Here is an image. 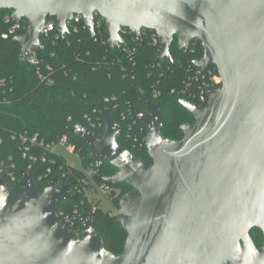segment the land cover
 Listing matches in <instances>:
<instances>
[{"label":"water","instance_id":"obj_1","mask_svg":"<svg viewBox=\"0 0 264 264\" xmlns=\"http://www.w3.org/2000/svg\"><path fill=\"white\" fill-rule=\"evenodd\" d=\"M3 9L28 20L10 41L21 45V62L33 46L44 48L48 17L65 36L66 20L81 14L93 38L97 12L112 47L124 42L122 27L156 31L155 60L174 62L175 38L179 49L200 40L195 64L215 66L222 85L205 84L207 106L180 100L195 118L181 125L180 140L162 134L164 101L137 109L151 165L117 141L121 125L102 103V136L81 123L68 127L91 159L117 168L104 182L134 188L116 214L127 232L121 254L105 247L96 218L81 214V234L59 221L57 203L77 199L69 184L54 176L39 193L22 169L23 184L12 189L0 177V264H264V242L251 236L253 228L264 236V0H0Z\"/></svg>","mask_w":264,"mask_h":264},{"label":"trees","instance_id":"obj_2","mask_svg":"<svg viewBox=\"0 0 264 264\" xmlns=\"http://www.w3.org/2000/svg\"><path fill=\"white\" fill-rule=\"evenodd\" d=\"M11 14L9 9L0 11V176H8L12 189L23 184L20 171L24 169L34 176L39 193L57 176L59 184H69L71 193L77 196L75 200L57 203L59 220L65 222V217H69L74 225L67 223L68 227L81 234V214L96 218L95 228L105 247L121 254L126 230L116 214L104 211L98 201L88 196L90 176L102 184L103 177L116 173L117 168L103 159L94 166L98 159L90 158L89 145L81 136L69 132L68 127L81 123L102 136L104 120L98 111V104L102 103L121 125L117 141L151 165L145 144L146 127L137 120V109L146 111L148 100L164 101L162 134L173 140L183 138L181 125L194 123L195 118L180 100H197L181 94L180 90L185 86L189 70H196L195 60L203 56L202 43L195 40L188 49H179L175 38L171 45L174 62L170 63L167 58L154 59L156 48L146 36L135 40L125 35V44L112 47L105 23L95 28V36L91 38L82 22L78 33L58 36L54 31L51 37L43 38L44 48H36L39 63L32 65L21 62V45L10 42L14 36H4L15 21ZM48 18L56 23L54 17ZM20 20L25 24L19 32L23 34L28 20ZM34 136L37 143L31 141ZM63 137L79 153L82 168L69 165L63 156L47 148ZM9 173H13L14 180ZM111 188L114 189L110 195L118 209L120 199L134 189L129 184L111 185ZM251 236L258 247L263 244L264 236L259 228H253Z\"/></svg>","mask_w":264,"mask_h":264},{"label":"built area","instance_id":"obj_3","mask_svg":"<svg viewBox=\"0 0 264 264\" xmlns=\"http://www.w3.org/2000/svg\"><path fill=\"white\" fill-rule=\"evenodd\" d=\"M93 19H94V23H95V28L96 27L100 28L103 25V23L106 24L105 19L102 16H100L97 12L94 13ZM9 21H10V16H7L6 22H9ZM82 22H84V17L81 14H75L71 19L66 20L67 27L70 30L71 34L78 33L80 31ZM84 27L88 29V27L85 23H84ZM24 28H25V24L20 19H15V21L8 26L7 32L4 34V36L10 37V36L19 35V32L21 30H23ZM56 28H57V23H55L54 21L47 18V23L45 24V26L41 30V39L51 37L52 33L54 31H56ZM144 29H146V28H142L140 31H136L134 29L122 27L120 30V33L123 36L124 42L121 43L119 41H115L114 47H116V46L120 47L121 45L126 43L125 35H127V36L131 35V37L135 40H139L140 38L143 39L144 36H146L147 39L149 40L150 44L152 46H154L157 50L160 47L159 35L157 34L156 31L151 30V29H150L152 31L151 33H146L144 31ZM57 33H58V36H62L59 32H57ZM65 35H67V34H65ZM36 48H37V46H33L30 49V51L27 55V58H26V61H28L32 65H36L39 63V58L37 55ZM188 48H185V49H188ZM194 64H195V62H194ZM195 66H196V70H192V69L189 70V75H188L187 81L185 83V86H183V88L180 90V93L183 95H189L193 99L197 100V102H193V103L207 106V105H209V96H208V92L205 88V84L209 83V84H212V85L220 88L222 85V79H221V76L219 75L216 67L213 68V66H211V67L204 70V69H200L196 64H195ZM194 85H197V88H195ZM183 99H185V98H183ZM185 100H188V99H185ZM188 101L192 102L191 100H188ZM137 120H139L138 117H137ZM146 132H147V130H146ZM129 137L132 138L131 135H129ZM134 138H135L134 140H137V137H134ZM31 141L33 143H37V136H34ZM41 144H43V143H41ZM58 144L66 145L67 147H69V149L71 151H74V146L68 144L67 137L61 138V140L56 144L47 145V148L51 152H56L55 146ZM25 156H26V153H25ZM100 160L101 159H98L94 166L100 165L101 164ZM9 176L12 178V180L15 179V176L13 175V173H9ZM0 177L8 178V176L6 174L1 175ZM100 186L104 191H108V192L112 191L111 185L108 184L107 182H103L102 184H100ZM58 217H59V215H58ZM60 222L64 223L65 225H67V223L70 224V226L74 225V222L72 220H70V218L67 216L65 217V222H62V221H60ZM67 227H68V225H67ZM70 229H72V228H70Z\"/></svg>","mask_w":264,"mask_h":264},{"label":"rangeland","instance_id":"obj_4","mask_svg":"<svg viewBox=\"0 0 264 264\" xmlns=\"http://www.w3.org/2000/svg\"><path fill=\"white\" fill-rule=\"evenodd\" d=\"M7 14V13H6ZM55 151L63 156L66 160V162L75 167V168H82V162H81V157L79 153L75 151H71L69 147L63 144H58L55 146ZM90 183L91 186L88 190V196L90 199L99 202V206L104 210V211H111L114 214H118L120 209L117 208L115 205L110 192L104 191L100 183L96 182L93 180L90 176ZM114 189V188H112ZM116 190V189H115ZM115 192H118L117 190Z\"/></svg>","mask_w":264,"mask_h":264},{"label":"flooded vegetation","instance_id":"obj_5","mask_svg":"<svg viewBox=\"0 0 264 264\" xmlns=\"http://www.w3.org/2000/svg\"><path fill=\"white\" fill-rule=\"evenodd\" d=\"M183 49H185V48H183Z\"/></svg>","mask_w":264,"mask_h":264}]
</instances>
